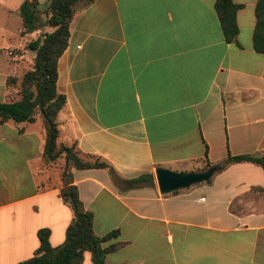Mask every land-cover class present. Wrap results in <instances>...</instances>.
Here are the masks:
<instances>
[{
  "label": "crops",
  "instance_id": "1",
  "mask_svg": "<svg viewBox=\"0 0 264 264\" xmlns=\"http://www.w3.org/2000/svg\"><path fill=\"white\" fill-rule=\"evenodd\" d=\"M21 1L0 0V101L18 98L5 80L31 68L26 43L52 30L37 17L47 0H35L38 26L20 35ZM232 2L241 4L236 44L224 42L213 0H93L70 19L56 61L65 98L56 140L109 165L70 169L92 233L117 229L102 245L124 242L104 254L107 264H264L259 165L229 163L208 182L168 193L154 179L155 167L200 171L204 151L209 165L228 154L264 156L255 0ZM44 143L39 114L0 125V264L31 256L40 227L50 245L61 243L72 217L60 194L63 159L44 162Z\"/></svg>",
  "mask_w": 264,
  "mask_h": 264
},
{
  "label": "trees",
  "instance_id": "2",
  "mask_svg": "<svg viewBox=\"0 0 264 264\" xmlns=\"http://www.w3.org/2000/svg\"><path fill=\"white\" fill-rule=\"evenodd\" d=\"M93 0H47L43 10L45 20L43 25L52 28L35 39L26 43L24 48L33 52L31 68L25 70L19 77L7 76L6 86L16 84L18 98L10 101H0V125L7 120L15 123L31 122L35 114H39L45 132V143L42 150V160L53 162L62 157L61 188L62 198L68 202L72 217L65 226L64 238L61 243L52 246L48 241L49 228L40 227L35 231L37 246L31 256L15 264H79L84 251L90 254L92 264H107L103 260L106 252L113 251L123 245V241L114 239L117 229H111L101 236L92 233V215L85 210L79 200L76 188L71 183L70 169L104 168L109 165L96 155L80 153L75 143L65 145L57 142L56 114L62 108L64 95L56 90V61L64 50L68 38V25L73 13L87 6ZM241 4L232 0H213V10L218 21L224 42H235L237 26L235 13ZM36 1L22 0L18 6L21 19L20 35L36 29ZM254 23L251 31V48L256 53L264 54V0H255L253 6ZM236 44V42H235ZM200 170L209 166L205 157ZM251 162L260 166L264 175V156L254 154L227 155L217 162L215 172L234 162ZM141 177V176H140ZM140 177L131 179L135 181ZM207 179L205 182H208ZM264 192V188L260 189Z\"/></svg>",
  "mask_w": 264,
  "mask_h": 264
},
{
  "label": "water",
  "instance_id": "3",
  "mask_svg": "<svg viewBox=\"0 0 264 264\" xmlns=\"http://www.w3.org/2000/svg\"><path fill=\"white\" fill-rule=\"evenodd\" d=\"M214 165H209L200 171H173L164 167L154 168V179L160 193H168L179 188L206 181L215 171Z\"/></svg>",
  "mask_w": 264,
  "mask_h": 264
},
{
  "label": "rangeland",
  "instance_id": "4",
  "mask_svg": "<svg viewBox=\"0 0 264 264\" xmlns=\"http://www.w3.org/2000/svg\"><path fill=\"white\" fill-rule=\"evenodd\" d=\"M3 14H4L3 9L0 8V15H3ZM37 17L40 19L39 21H42V22L45 19L44 18L45 16L44 15L42 16V11H40V10L37 12ZM82 260H81L82 261L81 264H88L91 262V260L89 258V252L88 251H84V254L82 256Z\"/></svg>",
  "mask_w": 264,
  "mask_h": 264
},
{
  "label": "built area",
  "instance_id": "5",
  "mask_svg": "<svg viewBox=\"0 0 264 264\" xmlns=\"http://www.w3.org/2000/svg\"><path fill=\"white\" fill-rule=\"evenodd\" d=\"M10 52L8 51V54H9Z\"/></svg>",
  "mask_w": 264,
  "mask_h": 264
}]
</instances>
